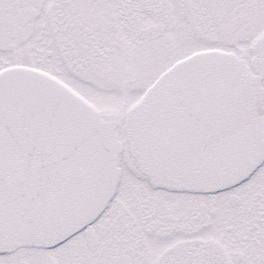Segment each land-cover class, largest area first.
<instances>
[{"label": "snow or ice", "instance_id": "obj_1", "mask_svg": "<svg viewBox=\"0 0 264 264\" xmlns=\"http://www.w3.org/2000/svg\"><path fill=\"white\" fill-rule=\"evenodd\" d=\"M0 264H264V0H0Z\"/></svg>", "mask_w": 264, "mask_h": 264}]
</instances>
